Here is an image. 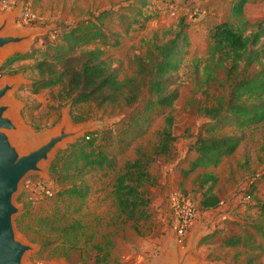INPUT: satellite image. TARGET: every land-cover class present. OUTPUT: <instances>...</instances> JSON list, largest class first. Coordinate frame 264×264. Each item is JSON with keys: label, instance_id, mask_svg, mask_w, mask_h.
Segmentation results:
<instances>
[{"label": "trees", "instance_id": "16d2710c", "mask_svg": "<svg viewBox=\"0 0 264 264\" xmlns=\"http://www.w3.org/2000/svg\"><path fill=\"white\" fill-rule=\"evenodd\" d=\"M248 1L233 0L229 18L216 22L212 28L207 56L193 61L196 91L206 98L199 110L207 120L191 137L188 151L195 156L182 170L185 177L196 172L194 185L201 192L200 207L205 211L216 210L224 202L216 189L220 177L215 169L237 151L246 139L248 128L264 122V21L252 22L247 18ZM138 3L127 7L134 11L131 17L108 8L91 12L73 23L60 24L54 28V39L30 51L16 52L0 66L1 77L4 67L33 57L38 76L29 85L32 92L57 86L60 97L68 100L71 107L93 104L131 108L128 116L87 132L56 153L49 169L61 188L46 196L58 192L62 200L85 199L91 192L84 180L90 170L118 168L113 190L115 204L119 216L137 230L151 218L149 186L157 180L150 165L173 150V109L180 97L177 73L186 62L192 43L190 22L182 14L164 36L155 33L149 37L145 51L131 58L133 73L121 77L120 68L114 65L108 50L120 45L122 32H128L141 15L149 17L144 11L148 0ZM115 13L128 21L124 31L109 27ZM161 114L165 126L158 131L155 143L150 149L137 148V155L127 158L120 166L119 155L146 136ZM74 117L78 121L86 119L80 114ZM261 180L264 173L252 175L243 196L252 197ZM39 201L30 200V203ZM254 204L262 219L244 224L227 218L240 225L241 230L221 235L225 246L256 252L249 253L243 264H260L257 255L264 253V200L257 199ZM62 207L51 205L47 213L40 211L32 219L40 227L59 228L66 238L83 233L80 221L58 223L63 216ZM25 216L24 213L22 219ZM219 232V227L210 230L201 243L214 241ZM114 246L113 232L103 233L94 243L96 260L108 262Z\"/></svg>", "mask_w": 264, "mask_h": 264}, {"label": "rangeland", "instance_id": "374dc122", "mask_svg": "<svg viewBox=\"0 0 264 264\" xmlns=\"http://www.w3.org/2000/svg\"><path fill=\"white\" fill-rule=\"evenodd\" d=\"M138 1L0 0V18L14 12L4 31L28 32L36 28L45 29L43 33L25 42L23 48L4 55L0 66L14 53L30 51L54 39V28L60 24H70L91 12L108 8L131 17L134 11L127 7H130L131 3L138 6ZM231 2L232 0H188L178 4V7L176 4L177 9L174 10L169 6V0H148L144 11L149 17L141 15L139 20L131 24L128 32H122L120 45L108 50L114 65L120 68V76L130 75L134 71L131 58L135 53L145 51L149 37L155 33L164 36L165 31L173 27L182 14H186L187 21L190 22L191 50L177 73L180 97L173 109V150L169 155L157 157L150 165L157 180L149 186L151 218L137 230L119 216L113 193L118 168L90 170L84 180L90 185L91 192L85 199L72 197L62 200L58 192L47 197L40 191L42 187L39 183L45 185V188L49 187L52 192L61 188V185L52 179L48 163L45 166V175L33 172L26 176L16 197V202L22 206L15 216L18 235L27 242L39 245L27 254V264H54L57 260L66 261L68 264H161L166 258L171 241L178 239L181 247L186 246L191 231L200 226L205 227V230L192 255L194 264H243L249 253H256L242 247L223 245L221 235L241 230V226L232 223L231 219L244 224L262 219L254 203L257 199L264 200V180L258 183V189L252 197H244L242 193L248 187L252 175L264 173V122L248 128L246 139L237 151L215 169L220 177L216 189L224 200L216 210L205 211L200 207L201 192L194 185L196 172L185 177L182 170L195 156L194 152L188 151V143L191 137L199 132L203 121L207 120L199 110L206 98L201 91H196L193 61L207 56L212 28L219 20L229 18ZM113 16L109 27L124 31L128 21L117 13ZM34 62L33 57L18 60L11 66L4 67L2 75H21L26 79L9 95L10 100L18 103L17 113L21 122L28 128L23 135L26 141L37 140L45 135L46 131L53 129L67 107L71 108L74 124L92 121L96 128L118 121L130 113L131 108L120 105L98 107L91 104L79 108L71 107L68 100L60 97L57 86L39 93L32 92L29 85L38 76L33 67ZM74 114L84 115L86 119L78 121ZM164 126V115H158L147 135L137 140L127 152L119 155V165L121 166L127 158H134L137 148L150 149L157 140L158 131ZM70 142L61 146L54 156ZM180 192L189 195L198 203L196 220L183 232L180 231L178 220L171 209L173 197ZM34 198L40 201L36 204L30 203ZM54 204L63 206V216L59 224L80 221L84 232L66 238L59 228L36 225L35 218L32 217L40 211L47 213V209ZM24 213L26 216L22 219ZM227 218L231 219L226 220ZM23 220L24 223L21 222ZM215 227L220 229L219 236L214 241L201 243L203 236ZM107 231L113 232L115 246L108 262H98L94 243ZM49 238L53 240L47 242ZM256 261L264 264V253L257 255Z\"/></svg>", "mask_w": 264, "mask_h": 264}, {"label": "water", "instance_id": "95a60500", "mask_svg": "<svg viewBox=\"0 0 264 264\" xmlns=\"http://www.w3.org/2000/svg\"><path fill=\"white\" fill-rule=\"evenodd\" d=\"M13 13L0 18V51L11 45H26L25 42L45 31L43 28L28 32L4 31ZM25 81L21 75L0 77V264H27V254L39 246L24 240L15 227V216L22 207L16 197L23 180L33 172L45 175L46 164H51L61 146L96 128L92 121L74 124L71 108L67 107L53 129L37 140L26 141L23 135L28 128L19 118L18 103L9 99L11 91ZM204 230L203 226L193 229L184 247L178 239L171 241L161 264H194L192 255ZM54 264L68 263L57 260Z\"/></svg>", "mask_w": 264, "mask_h": 264}, {"label": "built area", "instance_id": "2783aa9c", "mask_svg": "<svg viewBox=\"0 0 264 264\" xmlns=\"http://www.w3.org/2000/svg\"><path fill=\"white\" fill-rule=\"evenodd\" d=\"M169 6L176 10V4L180 5L182 2L188 0H169ZM6 3V1H5ZM40 191L44 192L45 194H52L50 188H45V185H41ZM36 202V199H33ZM172 213L174 214L175 218L178 220L180 231H187V229L194 223L197 218L198 214V207L196 201L187 194L182 192L175 195L172 199L171 204Z\"/></svg>", "mask_w": 264, "mask_h": 264}, {"label": "crops", "instance_id": "0c3cea01", "mask_svg": "<svg viewBox=\"0 0 264 264\" xmlns=\"http://www.w3.org/2000/svg\"><path fill=\"white\" fill-rule=\"evenodd\" d=\"M253 1L254 0H250L245 5V14L247 18L250 19L252 22L257 20L264 21V0H257V2H253ZM232 4H233V0L231 2V5Z\"/></svg>", "mask_w": 264, "mask_h": 264}, {"label": "bare ground", "instance_id": "6f19581e", "mask_svg": "<svg viewBox=\"0 0 264 264\" xmlns=\"http://www.w3.org/2000/svg\"><path fill=\"white\" fill-rule=\"evenodd\" d=\"M25 44H22V45H11V46H8L4 49H2L0 51V59H2L4 57V55H6L7 53L15 50V49H18V48H23Z\"/></svg>", "mask_w": 264, "mask_h": 264}]
</instances>
